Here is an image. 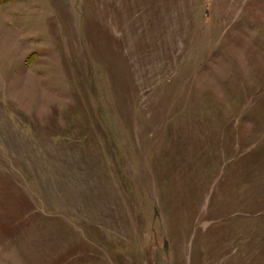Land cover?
I'll use <instances>...</instances> for the list:
<instances>
[{
	"label": "rangeland",
	"instance_id": "1",
	"mask_svg": "<svg viewBox=\"0 0 264 264\" xmlns=\"http://www.w3.org/2000/svg\"><path fill=\"white\" fill-rule=\"evenodd\" d=\"M0 264H264V0H0Z\"/></svg>",
	"mask_w": 264,
	"mask_h": 264
}]
</instances>
